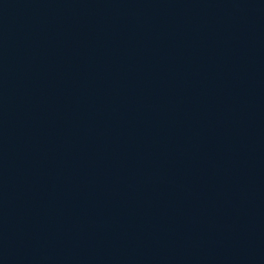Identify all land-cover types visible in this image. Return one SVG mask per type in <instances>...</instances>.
Instances as JSON below:
<instances>
[{
  "label": "water",
  "instance_id": "95a60500",
  "mask_svg": "<svg viewBox=\"0 0 264 264\" xmlns=\"http://www.w3.org/2000/svg\"><path fill=\"white\" fill-rule=\"evenodd\" d=\"M0 264H264V0H0Z\"/></svg>",
  "mask_w": 264,
  "mask_h": 264
}]
</instances>
